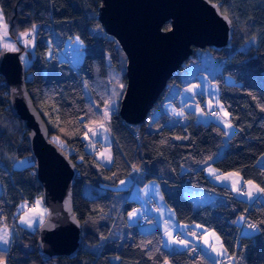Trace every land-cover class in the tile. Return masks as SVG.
Returning a JSON list of instances; mask_svg holds the SVG:
<instances>
[{
  "label": "trees",
  "instance_id": "1",
  "mask_svg": "<svg viewBox=\"0 0 264 264\" xmlns=\"http://www.w3.org/2000/svg\"><path fill=\"white\" fill-rule=\"evenodd\" d=\"M210 1L218 5L233 26L229 46L218 51L209 49L221 61V70L213 80L218 99L234 126L217 157L225 135L218 123L196 122L190 112L184 125H165L167 115L163 112L153 121L149 119L150 111L164 98L169 85L179 82L184 65L196 60V49L173 73L143 123L133 127L117 112L125 84L126 57L97 20L101 0H0V12L11 38L17 40L19 33L35 26L34 45L25 51V85L49 138L53 141L52 136L59 137L64 146L53 142L76 165L72 207L82 236L73 257H47L36 248L38 227L28 230L17 223L19 203L34 202L40 197L41 187L34 175L33 161L13 168L17 159L33 157L27 131L11 114L0 77V224L8 227L10 237L8 248H0V260L6 264H218L202 251L194 253L193 247L169 251L161 244L159 229L143 233L137 222H129L127 214L135 202L126 199L127 189L120 181L130 177L133 169H139L146 180H157L165 204L189 231L192 225H200L201 232H216L228 255L236 254L235 264H264V202L258 198L246 214L257 230L241 234L239 220L248 203L236 198L228 187L213 182L203 167L211 160L218 171L237 172L243 180L264 188V166L257 164L264 153V0ZM95 26L100 33L91 31ZM169 27L166 21L163 28ZM75 37L84 44L77 70L58 55L65 42ZM251 38L255 45L242 49ZM17 49L21 53L25 46L18 44ZM225 76L234 82L225 81ZM110 102L116 103L108 119L112 158L105 165L93 152L85 150L83 137L85 125L100 122L98 110ZM177 136L184 140H173ZM181 168L186 171L181 173ZM193 187L222 194L224 200L195 205L194 198L186 194ZM85 190L91 196H86Z\"/></svg>",
  "mask_w": 264,
  "mask_h": 264
},
{
  "label": "water",
  "instance_id": "2",
  "mask_svg": "<svg viewBox=\"0 0 264 264\" xmlns=\"http://www.w3.org/2000/svg\"><path fill=\"white\" fill-rule=\"evenodd\" d=\"M226 16L210 0H101L97 20L126 57L117 112L127 125L143 123L173 73L195 49L218 51L230 45L233 26ZM166 21L168 29L163 28ZM0 77L9 110L27 131L41 202L48 210L45 223L37 228V251L47 257H73L82 239L72 207L76 165L49 138L27 92L19 51L0 50Z\"/></svg>",
  "mask_w": 264,
  "mask_h": 264
},
{
  "label": "rangeland",
  "instance_id": "3",
  "mask_svg": "<svg viewBox=\"0 0 264 264\" xmlns=\"http://www.w3.org/2000/svg\"><path fill=\"white\" fill-rule=\"evenodd\" d=\"M0 14H1V12H0ZM3 23L6 25L4 18H3ZM91 31L94 33H100V29L98 26L92 27ZM21 34L22 33H19V35L17 36V40H15L8 35V32H7L6 36H3L2 32H0V37H2V38H0V50H8V49H5L3 47L4 44H10V45L14 46L16 49L18 48V44L24 45V42L21 39ZM31 41H32V44L28 47H25V50L20 53L21 59L23 57L22 62L24 64H27V59H28L25 51L32 49V47L34 45V32L31 35ZM249 45H255V39L254 38H251L249 41H247L245 44H243L241 46V48L245 49ZM201 50L206 52L207 55L212 56L209 49H196V60H192L189 63H186L184 65V68L186 69L187 72H185L186 74L182 75V79L183 80L186 79V81L183 84V86H181V88H179L180 95L178 98V105L177 106L173 105L171 103V101L168 100L169 97L166 98V100L164 101V103L167 104L168 107H171L174 110V113L183 111V115L174 114V117L168 118V120L165 122V125H167V126H172L176 123H181L183 125L186 124V122L188 121V118H189L186 115L187 111H189V112L191 111L193 113H196L197 114L196 121L203 123V124H205L209 121H212V119H215L222 124H225L224 121L229 122L228 116L224 117L223 112L221 111V108L218 106V105H221V106H223V105L218 99L217 83L213 80L214 76L218 72H220L219 70L221 67L220 66L221 61H218L217 59H215L212 56L213 57L212 62H207V59H205L206 57L204 56V52H201ZM8 51H12V50H8ZM65 51H68L72 55L74 61L80 62L84 56L83 41L80 38H79V41H76V37L71 39V40H67L64 44L63 49L58 54L60 58L63 56V52H65ZM199 57H200V59H203V60L197 61V59H199ZM224 79H225V81H227L229 83L234 82L233 78L230 76H225ZM171 84H172V86L170 89L169 87ZM171 84L168 87L169 89L166 90L167 93L172 92L173 88L179 87L175 83H171ZM193 87H194V91H188L189 88H193ZM209 101H211V111H215V112H217V110L221 111L220 112V118H218L217 116H213L211 114V111H209V107H208ZM115 104H116L115 102H110L109 104H107V106H105L104 108L100 109V111H98L99 114H103L105 111H108L109 115H110L111 111L116 107ZM200 109H204L203 114L200 112ZM223 109L226 111L224 106H223ZM155 113H156V110H154V109L152 111H150V117H149L150 121H153L152 118L155 116ZM100 122H93V123H89V124L85 125V128H86L85 134L87 133V136L84 134L83 139L85 142V150L87 152H93L95 154L96 158H98L100 161L105 163L106 160L104 157H102L100 155V153H106V154L110 153L112 156V152H111L112 140H111V136H110L109 131L105 132L102 129H100V130H98V134L96 136H93L92 133L88 131L90 128L95 129ZM233 131H234V126H232L230 128V130L226 127L225 135L223 137V143L220 144V146L218 148V152L215 154V157H217L220 154L221 149L225 146L224 144L226 143L225 142L226 138H228L233 133ZM52 139L59 146H64V142L59 137L52 136ZM173 140L181 141V140H184V137H182V136L173 137ZM97 146H99L100 149L97 150L96 149ZM32 161L33 160L28 156L17 159L15 161V163L13 164V168H22V167L28 165L29 163H31ZM208 163H210V162L207 161L203 165H206ZM257 164H259V165L264 164V153L258 158ZM209 168L216 169L213 166H207L206 170L208 172H209ZM219 173H221L220 175H223V177L226 178L227 184L229 185L230 189L232 190L233 193H235L236 196H238L239 193L237 191L233 190V185H236V187L239 188L240 190H242V189L247 190V187H245L241 184V182H244L245 180H243L242 176L240 174H238L237 172L229 171V172H219ZM212 181H214V180H212ZM248 181H250V180H248ZM216 184H218V183H216ZM84 194L86 196H91V194L89 192H87V190H85ZM37 200L41 201V197L36 198L34 200V207L33 208H35V202ZM262 200L264 201V195H263ZM40 207L42 209H46V207L43 205L42 202H41ZM33 208H30L27 211H24L23 213H21L18 221L20 222V217L22 215H24L25 213L32 215L33 214L32 213ZM150 223L151 222H147V224H145L143 227H141L140 230H142V231L150 230V228H151ZM22 225L25 228H27L28 230H33L35 227H38L40 224L37 221L34 228L33 227L29 228L24 224H22ZM196 226L192 232L191 231H188V232L185 231L186 235H184L185 237L183 238V240L191 241L193 238L201 237V235L205 233V232H201V231H203L201 227L197 228ZM191 233H196V235L193 236V235H191ZM189 235H191V236H189ZM162 237L164 240L163 241L164 244L172 246V244H173L172 239H170L167 234L165 235V237H164V235H162ZM113 259L115 260L116 257H113ZM222 262H224V261H222ZM164 264H165V262H164ZM167 264H170V263L167 262ZM223 264H233V262L231 259H229V260L225 261Z\"/></svg>",
  "mask_w": 264,
  "mask_h": 264
},
{
  "label": "crops",
  "instance_id": "4",
  "mask_svg": "<svg viewBox=\"0 0 264 264\" xmlns=\"http://www.w3.org/2000/svg\"><path fill=\"white\" fill-rule=\"evenodd\" d=\"M201 52H204V51L201 50ZM204 56L206 57L205 59H207V62H212V60H213L212 56L207 55L206 52H204ZM199 60H203V59H200V57H199V59H197V61H199ZM220 66H221V64H220ZM220 70H221V67H220ZM185 72H187V71H186L185 68H183L180 71V73H179V82H177V83L175 82V84H177V86H179V87L173 88L172 92H170V93H167V91H166V94L164 95V98L154 108V110H156V113H155V116L152 118L153 120L156 119L157 116L160 113H162V112L167 115V120L170 117H174V110L171 107H168V105L165 104L164 101L166 100V98L169 97L168 100L171 101V103L173 105H175V106L178 105V98H179V95H180L179 88H181V86H183V84L186 81V79L185 80L182 79V75L186 74ZM171 86H172V84L169 87L170 89H171ZM188 112L189 111H187L186 113H188ZM217 112L220 113L221 111L217 110ZM190 113L193 114L194 121H196L197 114L193 113L191 111H190ZM212 122L218 123L219 125H221L223 127L224 131L226 130L225 124H222V123H220L219 121H217L215 119H212ZM228 129L230 130V128H228ZM108 131H109V129H108ZM110 136H111V134H110ZM111 140L113 142L112 136H111ZM225 142H227V138H226ZM222 149H221V151H222ZM220 154H221V152H220ZM111 158H112V156H111ZM110 162H111V160L110 161L106 160L105 163H103V162L102 163L105 164V165H109ZM209 162L210 163H208L206 165H203L206 175L211 180H214L213 182H216L219 185L226 186V187H228L230 189L229 185L226 182V178L223 177V175H220L221 174V173H219L220 171H218L217 169H213L214 172H215V174L213 175V174H210L206 170L207 166H212L211 165V160ZM261 165L264 166V164H261ZM184 171H186V169L185 168H181L180 172L182 173ZM216 176H220L221 178L220 179H216ZM132 177H134V183L133 184H131V181H130V179ZM123 180L125 181V184L122 185V186L126 187V189H127V192L125 193L126 199H129V200L135 202L134 208H132L131 211H129V212H132L133 210L137 211V216L136 217H134L131 220H129V218H128L129 222H131V223L136 222L138 217L143 212H146V213L149 214L148 222H151L150 223V225H151L150 227L151 228H150V230H146V231H142L141 230L143 233L149 232V231H151L153 229H159V231L161 232V236L164 235V237L167 234L166 230L172 232L173 238H175L174 237L175 234H180L181 235L180 239H183L185 237L184 236V235H186L185 231L188 232L189 231V229H188L189 227L186 224L179 223L176 220V218H175V214H174L173 210L169 206H167L165 204V202L163 200V197L161 195L160 187H159V184H158L157 180H155V179L146 180L144 178V173L143 172H140V173L135 175L134 169H133V174L130 177H127V178H125ZM246 182L247 181L241 182V184L243 186L247 187V190L244 189L243 191H248V190L251 189V186L247 185ZM252 183L254 185H257L253 181H252ZM230 191L232 192L231 189H230ZM238 193H239V195L236 196L235 193L232 192V194L236 198H238V199H240V200H242V201H244L246 203H249V202L254 200V199L250 200L247 196L240 194V192H238ZM186 194H188L192 199L194 198L195 205H199V204H202V203L217 204V203H220V202H222L224 200V196L222 194H217V193H214V192H206V191H203L202 189L196 188V187L190 188V190ZM253 194H254V197L259 195V193H255L254 191H253ZM262 198H263V194H261L259 196V199L262 202H264L262 200ZM32 203L34 204V202H32ZM18 207H19L18 209H20V212L18 213V215L16 217V221L21 226H23L18 220H19L20 214L23 213L24 211L28 210V209L25 210V208H26L25 207V201L20 202ZM127 217H128V214H127ZM240 221L241 220H239V222ZM191 228H192V230H191V232H192L195 229V226L192 225ZM5 229L9 233L8 227L5 226V225L0 224V233H2V231L5 230ZM240 229H241L240 233L243 234V235H249L250 232H251V229H249L247 226L242 227ZM204 232L205 233L202 234L201 237H195L191 241L188 240L190 242V244H189V246L187 248L193 247V249H196L197 251L204 252L215 263H218V264H223L225 261L229 260L230 256L228 255L227 252H225V254L222 255V256H217L216 253L212 252L211 248L208 247V245L204 244V240L207 239L209 241V244H211V245L216 247L217 251L223 252L225 249H224L223 245H221V240H220V237L218 236V234L216 232L212 231V230H207V231H204ZM212 233H215V235H212ZM189 236H191V235H189ZM217 236L219 237V240L216 239ZM175 239H178V238H175ZM9 240H10V237H9ZM163 241L164 240H163V237H162L161 244H162L163 247H165L169 251H177V250H185V249H187L186 247H184V246H182L180 244H177V243H173L172 246H169L167 244H164ZM8 246H9V244L8 245L0 244V248L1 249H7ZM2 261H4V260H2ZM222 261H224V262H222ZM232 262H233V264H235V260H232Z\"/></svg>",
  "mask_w": 264,
  "mask_h": 264
},
{
  "label": "snow or ice",
  "instance_id": "5",
  "mask_svg": "<svg viewBox=\"0 0 264 264\" xmlns=\"http://www.w3.org/2000/svg\"><path fill=\"white\" fill-rule=\"evenodd\" d=\"M225 18L227 19V16ZM34 31H35V26H33L32 29H30L29 31H26V32L21 34V39L23 40L25 47H28V46H30L32 44V41H31V39H29V37L32 35V33ZM0 32H2L3 36L7 35V25H5L3 23L2 14H0ZM0 38H2V37H0ZM76 41H79V37H76ZM3 47L5 49H8V50L18 51V49H16L14 46H12L10 44H4ZM51 54L52 53H51V50H50L49 53H48L49 57L51 56ZM22 59H23V57H22ZM194 87L193 88H189L188 91H194ZM218 106L221 108V111L223 112V116L227 117L229 115V113L223 109V106H221V105H218ZM208 107H209V111H211V101H209ZM262 111H264V108H262ZM200 112L203 114L204 113V109H200ZM174 114L183 115V111L175 112ZM211 114L213 116H217L218 118H220V113H218V112L211 111ZM103 117H104V121H107L109 119V112L105 111L103 113ZM224 123H225V127H227V128H231L232 127V124L230 122L224 121ZM100 129H102L105 132L108 131V129L105 127V123L103 121L100 122L95 129L90 128L88 131L91 132L93 136H96L98 134V130H100ZM85 135L87 136V133ZM100 155L102 157H104L108 161L111 160V154L110 153H107V154L106 153H100ZM209 173L213 174V175L215 174L214 170L211 169V168H209ZM220 178H221L220 176H216V179H220ZM120 184L124 185L125 181L121 180ZM246 184L251 186L250 190L241 191L239 188L236 187V185H233V190L237 191V192H240V194H242V195L247 196L250 200L255 199L253 191L255 193L264 194V188H261L258 185H254L252 183V181H247ZM40 205H41V201L37 200L35 202V208L32 209V213L33 214L29 215L28 213H25L24 215H22L20 217V223L26 225L29 228H32V227L35 226V224L38 221L39 224L42 226L45 223L44 216L47 213V209H42L40 207ZM25 207H27V205H25ZM136 216H137V211L136 210H133L132 212L128 213L129 220L133 219ZM244 219H245L244 217L240 218L241 221H243ZM196 227L199 228L200 225H197ZM247 227L249 229L253 230V231H256L257 228H258V226L256 224H251V223L248 224ZM166 233L169 236V238L172 239L173 243L180 244V245H182V246H184L186 248L189 246V243H190L189 241H186V240H183V239H175V238H173V234L170 231L166 230ZM191 235L195 236L196 233H191ZM212 235H215V233H212ZM216 239L219 240V237L217 236ZM9 242H10L9 233L5 229V230L2 231V233H0V244L8 245ZM204 244L208 245V247L211 248L212 252L216 253L217 256H222L227 251L226 249L223 252L217 251L216 247L211 245V244H209V241L207 239L204 240ZM236 258H237V256H236L235 253H233L232 256L229 257V259H231V260H235ZM0 264H5V262L0 260ZM165 264H167V261H165Z\"/></svg>",
  "mask_w": 264,
  "mask_h": 264
},
{
  "label": "built area",
  "instance_id": "6",
  "mask_svg": "<svg viewBox=\"0 0 264 264\" xmlns=\"http://www.w3.org/2000/svg\"><path fill=\"white\" fill-rule=\"evenodd\" d=\"M63 58H64V60L67 61V63H69V64H70L75 70H77V69L79 68L80 64H79L78 62H76V61L73 60L72 55H71L68 51L63 52ZM101 118H102V120L104 121L103 114H101ZM97 149H99V147H97ZM135 172H136V174H138L140 171L137 170V169H135ZM133 182H134V180H131V183H133ZM257 199H258V197H256L253 201H251V202H249V203L247 204L246 212H245V213L243 214V216H242V217H244L245 219H244L243 221L240 222V228H242L244 225H248V224H250V223H251V224H254V223H252V222L247 221L246 214L248 213V211H249L250 209H252L253 206H255V205L257 204ZM25 202H26V205H27V207H26L27 209H30V208H33V207H34V205H33L31 202H29L28 200H26ZM151 206H152V205H151ZM148 220H149V214L146 213V212H143V213L138 217V219H137V224H138V226H144V225L148 222ZM174 237L179 239V238H181V235H180V234H175ZM146 248H148V247L146 246ZM194 253H196V250L194 251Z\"/></svg>",
  "mask_w": 264,
  "mask_h": 264
},
{
  "label": "bare ground",
  "instance_id": "7",
  "mask_svg": "<svg viewBox=\"0 0 264 264\" xmlns=\"http://www.w3.org/2000/svg\"><path fill=\"white\" fill-rule=\"evenodd\" d=\"M29 39H31V37H29Z\"/></svg>",
  "mask_w": 264,
  "mask_h": 264
}]
</instances>
